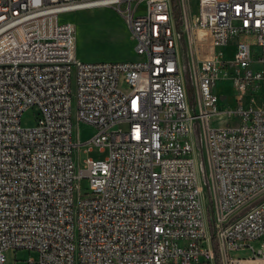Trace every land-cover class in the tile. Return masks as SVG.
Masks as SVG:
<instances>
[{"label":"built area","instance_id":"2783aa9c","mask_svg":"<svg viewBox=\"0 0 264 264\" xmlns=\"http://www.w3.org/2000/svg\"><path fill=\"white\" fill-rule=\"evenodd\" d=\"M97 8L123 17L134 61L74 59L62 17ZM224 80L264 88V0H0V264L20 249L24 264L264 260V200L238 216L264 197V104L224 105ZM75 123L94 134L75 142ZM94 147L108 154L77 168Z\"/></svg>","mask_w":264,"mask_h":264},{"label":"rangeland","instance_id":"374dc122","mask_svg":"<svg viewBox=\"0 0 264 264\" xmlns=\"http://www.w3.org/2000/svg\"><path fill=\"white\" fill-rule=\"evenodd\" d=\"M65 21H69L74 27V35H75V44H73V57L74 59L86 60L87 62H109L104 59L107 57L114 58L119 57L122 53L129 52L128 42V32L125 26L123 25L125 22L123 17L114 9L111 8H101L87 11H80L76 13H72L69 15H65L62 17ZM120 19L123 22H120ZM103 20L105 24H102ZM178 23V20H177ZM250 44H255L253 39L248 40ZM235 44V40L232 41L231 47H228L224 54L225 57L228 58L232 55L234 51L233 45ZM256 68L263 69L261 66H256ZM189 66H184V77L190 85H192V74L188 73ZM189 99L191 104L195 103V94L192 86L189 88ZM218 94L221 96H230L227 99L228 101L237 99L238 106H250L259 107L264 104V88L258 90H248L244 97H235V89L233 88L230 81H220L215 88ZM225 100V98H223ZM235 101V100H234ZM232 104L234 102H231ZM231 108H235V104L229 106ZM39 116V110L37 107H34L31 111H28L23 118V124L26 127H31L34 125L35 120ZM234 124V121H232ZM217 125H221L220 122ZM122 128H126L123 126ZM94 134L93 129L87 128L84 125L79 126L76 123L73 126V139L75 142L78 140L87 141ZM201 152H202V144L197 137V140L194 145L193 155L195 159L199 162V172L201 183L204 188L205 185V172L201 162ZM108 151H101L98 147H94L91 150L88 149H75L74 152V160L77 165V168L83 169L84 162L87 158H95V159H104ZM79 190L82 195H85L89 192V180L84 178L81 180V183L78 187L75 188L74 191V203L76 204L78 201ZM205 200H208L210 195L205 194ZM264 200V197L256 200L254 203L248 205L244 209L240 211L238 216L245 214L250 208L255 206ZM255 247L259 246V243H253ZM232 257L236 258H245V262L248 264H264V260L250 261L247 260L248 252L244 251H234L231 253ZM36 254L33 251H29L27 249H20L16 251H10L7 253V264H24V261H27L30 258H35Z\"/></svg>","mask_w":264,"mask_h":264},{"label":"crops","instance_id":"0c3cea01","mask_svg":"<svg viewBox=\"0 0 264 264\" xmlns=\"http://www.w3.org/2000/svg\"><path fill=\"white\" fill-rule=\"evenodd\" d=\"M97 9H101V8H97ZM91 10H94V9H91ZM85 11H87V10H85ZM119 20H120V22L121 21L123 22L122 19L119 18ZM98 21H101L102 24L106 25V23L103 20H99L98 19ZM123 23H124L123 25L125 26V28L127 29V32H128L129 39H128L127 44L129 45V52L122 53V55L119 56V57H114V58L107 57V58L104 59L105 61H109V62H123V61H134L136 59V56H135V53H134V39L132 37L131 31L128 28L127 24L125 22H123ZM231 46L232 45H230L229 47H231ZM233 47H234V45H233ZM80 60L81 61H86V60H83V59H80ZM224 81H227V80H224ZM223 98H225V100H223ZM226 98H229V100H230V96L229 97L228 96H221V99H222L224 105L231 106V105L235 104V106H236V101H234L235 99L227 102ZM231 102H234V103L232 104ZM79 126H82V125H79ZM85 127L91 128V127H88V126H85Z\"/></svg>","mask_w":264,"mask_h":264},{"label":"bare ground","instance_id":"6f19581e","mask_svg":"<svg viewBox=\"0 0 264 264\" xmlns=\"http://www.w3.org/2000/svg\"><path fill=\"white\" fill-rule=\"evenodd\" d=\"M73 43L75 44V35H74V42ZM239 264H248V263L247 262H241Z\"/></svg>","mask_w":264,"mask_h":264},{"label":"trees","instance_id":"16d2710c","mask_svg":"<svg viewBox=\"0 0 264 264\" xmlns=\"http://www.w3.org/2000/svg\"><path fill=\"white\" fill-rule=\"evenodd\" d=\"M188 73H190V70H188ZM192 83V82H191ZM187 85H188V89L192 86V85H190L189 83H187ZM189 91H190V89H189Z\"/></svg>","mask_w":264,"mask_h":264}]
</instances>
